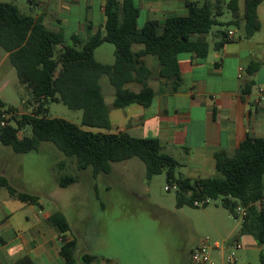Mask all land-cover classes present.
<instances>
[{
    "label": "trees",
    "instance_id": "16d2710c",
    "mask_svg": "<svg viewBox=\"0 0 264 264\" xmlns=\"http://www.w3.org/2000/svg\"><path fill=\"white\" fill-rule=\"evenodd\" d=\"M264 0H202L188 1V15L170 17L162 24L149 22L139 28V10L133 0H106L104 30L84 41L74 35L70 44L63 36L48 29L41 17L23 13L14 2L0 3V47L15 67L19 81L29 89L34 112L24 114L17 126L0 131V141L17 154L39 151L43 142L52 143L64 156L74 158L78 171L91 169L96 179L109 174L112 164L139 158L146 167L147 178L164 173L167 183L176 187V207L196 208V202L219 201L220 205L238 219L237 209L245 210L240 236H252L260 248L259 263L264 264V140L247 136L233 156L225 151L215 153L214 177L190 180L177 173L179 162L162 152L158 138H136L128 133L112 132L111 109L131 104L149 107L154 91L148 86L152 77L145 57L158 59V78L177 91L181 85L178 56L192 53L199 59L208 56L211 48L219 51L230 41L228 31L215 26L225 9L232 19L229 25L242 29L241 39L249 40L261 29L257 10ZM212 33L214 43L209 41ZM103 43L115 46L113 65L95 59V51ZM135 46H141L138 51ZM251 64L248 73L255 71ZM107 76L114 88L112 107L105 102L101 79ZM140 86L138 92L129 85ZM61 103L73 111H81V124L46 115L49 103ZM1 106H6L0 100ZM11 109H17L9 107ZM24 136L20 137V132ZM76 182L72 175L59 178L61 188ZM0 184L15 193L5 178ZM20 201L38 205L37 195L19 192ZM48 222L60 233L71 231L61 212L53 213ZM75 239L62 244L60 254L64 264H76ZM82 260L91 264L97 256L85 254ZM12 264H35L29 255Z\"/></svg>",
    "mask_w": 264,
    "mask_h": 264
},
{
    "label": "crops",
    "instance_id": "0c3cea01",
    "mask_svg": "<svg viewBox=\"0 0 264 264\" xmlns=\"http://www.w3.org/2000/svg\"><path fill=\"white\" fill-rule=\"evenodd\" d=\"M133 1L139 10L137 24L141 29L149 22L162 24L170 17L187 16V2L202 0ZM28 2V15L43 18L45 26L61 34L65 44H70L74 35L86 41L104 30L106 0ZM257 15L261 29L251 39L236 37L229 30L228 33L233 32L230 41L219 51L211 48L204 59L192 53L180 54L181 85L177 91L158 78V59L146 56L144 61L152 74L147 83L154 91L153 102L147 108L138 104L112 108L110 121L114 132H125L136 138H158L162 152L174 157L182 169L179 174L190 180L215 176L216 152L225 151L233 156L247 136L264 140V2L258 7ZM209 41L214 43V37ZM251 64H255V71L248 73ZM132 85L129 88L140 90L139 85ZM112 90V103L107 104L110 107L115 100L113 87ZM102 92L104 96L103 87ZM113 109L121 111L116 121L112 118ZM0 189L5 191L0 194V264H12L24 255H29L35 264H64L60 254L62 244L73 239L77 242L76 264H87L82 256L88 253L77 254L79 243L71 225V231L67 232L70 234L60 233L48 222L52 214L45 213L40 203L30 205L20 201L17 193L21 191L15 187V193L1 184ZM236 231L229 234L230 241L225 247L216 251L218 264H227L221 254L230 253V243L235 240L243 248L233 264H260L259 256L255 262L250 259L252 253L260 254L255 239L249 235L233 236ZM91 264L117 263L105 257Z\"/></svg>",
    "mask_w": 264,
    "mask_h": 264
},
{
    "label": "rangeland",
    "instance_id": "374dc122",
    "mask_svg": "<svg viewBox=\"0 0 264 264\" xmlns=\"http://www.w3.org/2000/svg\"><path fill=\"white\" fill-rule=\"evenodd\" d=\"M1 2H14L23 13L29 14L28 0ZM224 11L219 20L225 25L215 26L212 33L231 30L236 37L242 36V29L228 24L231 13ZM114 52L113 44L103 43L95 51V58L113 65ZM101 85L105 101L111 105L113 90L107 76L102 77ZM0 99L7 107L25 114L34 112L29 89L19 81L15 67L1 47ZM120 114L121 111L114 110L113 121ZM46 115L77 125L82 119L81 111L54 102L47 105ZM24 134L21 131L20 137ZM181 172L178 168L177 173ZM64 175L74 176L76 182L61 188L59 178ZM0 176L19 191L37 195L45 213H63L78 239V256L93 254L98 262L106 257L117 264H190L188 254L200 240L229 242V234L236 229L233 236H240L241 218L234 219L219 201H209L205 207L177 208L176 188L167 183L164 173L147 178L145 164L139 158L113 163L111 173L94 179L90 168L78 171L75 159L64 156L52 143L43 142L39 151L17 154L0 141ZM167 187L171 189L168 191ZM2 192L5 193L0 189ZM211 255L219 262V252L212 251ZM258 256L252 253L250 261H258Z\"/></svg>",
    "mask_w": 264,
    "mask_h": 264
},
{
    "label": "built area",
    "instance_id": "2783aa9c",
    "mask_svg": "<svg viewBox=\"0 0 264 264\" xmlns=\"http://www.w3.org/2000/svg\"><path fill=\"white\" fill-rule=\"evenodd\" d=\"M233 37V32L229 33V38ZM1 100V99H0ZM261 100H258V105H260ZM23 113L20 109H11L7 106L0 105V131H3L9 127H15L18 124V121L21 120ZM176 188V187H173ZM171 188L167 187L166 190ZM209 201H207L208 203ZM196 205H203V203L196 202ZM246 212L242 208L237 209V216L244 219ZM226 242L224 243H211L208 239L200 240L196 246L192 249L190 253V260L192 264H218V262L212 257V251H220L225 247ZM232 251L228 254H221V257L227 264H233L238 260V252L243 248L242 244L238 241H232L230 243Z\"/></svg>",
    "mask_w": 264,
    "mask_h": 264
}]
</instances>
